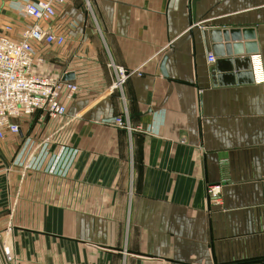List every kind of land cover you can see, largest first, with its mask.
Returning <instances> with one entry per match:
<instances>
[{
	"label": "crops",
	"instance_id": "1",
	"mask_svg": "<svg viewBox=\"0 0 264 264\" xmlns=\"http://www.w3.org/2000/svg\"><path fill=\"white\" fill-rule=\"evenodd\" d=\"M39 1L0 0V30ZM53 9L38 25L63 43H32L31 71L77 93L0 138V264H264V0ZM219 29L242 55H215Z\"/></svg>",
	"mask_w": 264,
	"mask_h": 264
},
{
	"label": "built area",
	"instance_id": "2",
	"mask_svg": "<svg viewBox=\"0 0 264 264\" xmlns=\"http://www.w3.org/2000/svg\"><path fill=\"white\" fill-rule=\"evenodd\" d=\"M62 0H48L28 2L22 6L24 16L32 19L33 24L26 25L12 40L6 35L9 27L0 30V138L6 133L17 134L16 119L30 116L40 112L50 119L62 117L66 107L62 102L71 100L77 93V87L61 76L42 77L32 73L33 52L32 43H46L60 45L63 43L61 36H55L43 30L39 21H49L55 16L53 3ZM209 63L214 62L213 55L207 57ZM128 77V73L119 69L114 86L120 85ZM118 126L121 121L116 120ZM220 183L209 184L206 187V196L210 202H217L221 195ZM5 260L13 259L11 247L3 246Z\"/></svg>",
	"mask_w": 264,
	"mask_h": 264
},
{
	"label": "water",
	"instance_id": "3",
	"mask_svg": "<svg viewBox=\"0 0 264 264\" xmlns=\"http://www.w3.org/2000/svg\"><path fill=\"white\" fill-rule=\"evenodd\" d=\"M238 33L237 31H232V30H227V29H219V30H209V34L210 36L212 37V40L215 42V43H223V47L225 49V51H222L221 49V45H217L214 48V52H215V55L217 57L221 56L222 54H226L227 56H230L232 54V49H234L239 55H242V47L241 46H231L230 45V42L231 41H234L236 39H239L238 37ZM253 46V45H252ZM251 46V47H252ZM247 49V48H246ZM215 69V68H213ZM251 67L250 65L247 67V71H251L250 70ZM161 71L164 73V70H163V64L161 65ZM211 72H212V69H211ZM70 76L71 75H64L62 77V80L63 81H67L70 79Z\"/></svg>",
	"mask_w": 264,
	"mask_h": 264
}]
</instances>
